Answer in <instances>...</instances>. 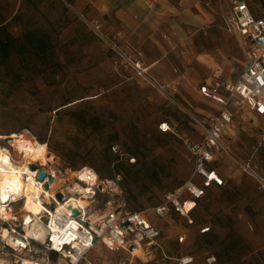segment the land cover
Returning a JSON list of instances; mask_svg holds the SVG:
<instances>
[{
    "label": "rangeland",
    "instance_id": "obj_1",
    "mask_svg": "<svg viewBox=\"0 0 264 264\" xmlns=\"http://www.w3.org/2000/svg\"><path fill=\"white\" fill-rule=\"evenodd\" d=\"M178 1L169 4L188 9L198 24L189 23L184 39H177L176 32L173 37L162 34L167 24H159L155 37L168 41L165 58H172V41L175 57L199 66L195 56L206 52L217 63L203 66L206 73L235 77L241 48L234 38L221 35L227 0ZM0 25L16 37L26 29L44 31L50 44L42 58L30 51L24 56L12 53L0 70V135L28 130L46 142L62 168L87 165L101 178L116 179L114 199L126 209L144 212L160 230L158 243L167 255L153 250V259L140 254L133 258L136 264L146 258L145 264H179L182 257H191L187 264H264V186L241 167L251 151L253 118H235L234 136L225 139L227 151H218L217 161L210 164L224 184L207 188L187 215L171 210L158 216L154 206L193 169L185 143L200 138L193 117L204 119L216 106L200 96L185 95L183 100L168 77H126L112 65L102 27L95 29L85 8L69 0H0ZM112 69L121 77H108ZM163 120L175 131L161 132L158 124ZM258 155L252 162L264 177ZM194 181L200 184V177ZM108 196L100 195L92 207L98 208ZM123 258L101 243L87 255L92 263L118 264Z\"/></svg>",
    "mask_w": 264,
    "mask_h": 264
},
{
    "label": "built area",
    "instance_id": "obj_2",
    "mask_svg": "<svg viewBox=\"0 0 264 264\" xmlns=\"http://www.w3.org/2000/svg\"><path fill=\"white\" fill-rule=\"evenodd\" d=\"M227 2L222 13L223 27L239 42L240 69L232 79H211L199 85L200 93L215 101L219 109L205 119L193 117L201 129L198 140H185L193 169L177 189L154 206V212L161 217L171 210L187 215L207 188L224 184L225 179L210 164L217 161L218 151H227L224 131L232 125L233 117L244 118L245 112L259 117L260 121L251 134L253 142L249 158L241 163V167L255 177L261 187L264 186V177L257 172V164L252 162L259 154L264 165V12L255 16L247 0ZM93 23L95 29L100 28L99 22ZM102 36L113 53L115 69L131 68L136 75L146 73L148 66L143 65L140 50L125 52L117 42ZM158 128L162 132L175 131L174 125L166 121L160 122ZM25 132L28 141L22 136L23 132L0 138V184L2 172L8 169L7 163L15 167L7 172L20 178V182L13 183L15 188H6L4 197L0 194V264H22L23 258L40 264H110L107 260L92 263L87 259L98 243L124 255L118 264H136L133 258H141L136 250L150 259L154 257L153 250H160L162 256L167 257L158 243L160 230L144 212L126 209L123 202L114 199L118 192L116 179L101 178L87 165L62 168L59 157L47 149L46 142H43L46 145L43 159L27 156L17 147L15 137L22 136L24 145L38 140L28 130ZM112 149L116 151V147ZM31 164L35 168H31ZM39 171L45 172L43 178L38 177ZM197 176L200 184L194 181ZM107 194L109 196L98 208L92 207L100 195ZM28 195L35 210L26 208ZM77 198L86 202L79 203ZM188 200L193 201V207L189 212L183 211ZM125 222L128 224L124 225ZM142 260L145 264L149 259ZM190 261L191 257H182L179 264Z\"/></svg>",
    "mask_w": 264,
    "mask_h": 264
},
{
    "label": "crops",
    "instance_id": "obj_3",
    "mask_svg": "<svg viewBox=\"0 0 264 264\" xmlns=\"http://www.w3.org/2000/svg\"><path fill=\"white\" fill-rule=\"evenodd\" d=\"M69 1L74 3L78 8L84 7L87 14L92 17L93 22L97 21L100 23L106 37L109 40L117 42L123 51L132 52L133 50H140L143 53V65L148 66L146 73L144 75H136L131 68L121 70L126 77H168L167 81L169 85H171L183 100H186L185 95L193 99H197L200 96L202 99L208 100L216 106L214 112L219 109V105L215 101L200 93L199 85L202 82H209L211 79H230L231 77L229 75L224 76L221 71H216L215 73L214 71H210L206 73V66L217 65V63H212V56L206 52L199 51L195 56V60L201 63L199 66L189 64L188 61L175 57L176 55L173 51L174 44L172 41L169 42L171 47L169 52L172 58L166 59L165 43L168 41H166L164 37L160 38V40H156L155 37L159 24L165 21L167 25L165 30L163 29V31H161L162 34H171L173 37V34L176 32L178 35H176L177 39H184L187 33H189V23L198 24L193 15L189 13L188 9L182 8L181 5L173 6L169 4V0ZM188 1L189 0H179L177 3L182 4ZM176 20L181 24L174 25ZM221 35L227 40L232 38L237 40L235 36L228 33L226 30H223ZM153 50L157 53V56L154 55ZM241 60L242 56L240 62ZM231 70L232 69L228 70V72H231ZM110 71L111 73L108 74V77H121L117 74L118 72L113 69ZM214 112L208 113L205 118ZM245 114L248 115V118H253V124L256 127L260 118L251 113L245 112ZM237 116L238 115H235L233 117L232 125L225 129L224 141L226 137L231 138L234 136L232 129L235 126V118ZM251 134L252 132L250 133L252 145L253 138Z\"/></svg>",
    "mask_w": 264,
    "mask_h": 264
},
{
    "label": "trees",
    "instance_id": "obj_4",
    "mask_svg": "<svg viewBox=\"0 0 264 264\" xmlns=\"http://www.w3.org/2000/svg\"><path fill=\"white\" fill-rule=\"evenodd\" d=\"M247 2L255 16L264 12L263 0ZM49 45V36L44 31L26 29L21 37H16L8 33L6 27L0 25V70L6 66L12 53L24 56L26 51H30L34 57L42 58L50 49Z\"/></svg>",
    "mask_w": 264,
    "mask_h": 264
},
{
    "label": "bare ground",
    "instance_id": "obj_5",
    "mask_svg": "<svg viewBox=\"0 0 264 264\" xmlns=\"http://www.w3.org/2000/svg\"><path fill=\"white\" fill-rule=\"evenodd\" d=\"M23 137H25V139L28 141V135H26V132L24 131L22 133ZM11 136H16L14 133L11 134ZM22 136H19V137H15L14 139V142L16 143L17 147L20 148V149H23L25 154L27 156H31L33 159H36V158H44V155H45V150H46V145H44L43 143L41 142H31V143H28L27 145H24V143H22V139L21 137ZM8 137V135H0V138H6ZM8 165V169H5V171L2 172V177H1V180L2 183L0 184V194L4 197V194H5V190L6 188L8 189V187L10 188H15L16 185L13 184V183H18L20 182V178L18 175H14V173H12L10 175V173H8L7 171H10V169L14 170L15 167L12 166V164L10 163H7ZM1 169V167H0ZM11 179V180H10ZM10 180V182H9ZM7 181V182H6ZM7 183H8V186H7ZM78 202L79 203H85L86 201L84 199H80V198H77ZM76 202V201H74ZM77 203V202H76ZM193 207V201L192 200H188L186 201L185 205L183 206V211H190L191 208ZM26 208L28 209H31V210H35V207L34 205L32 204V201H31V196L28 195V199H27V202H26ZM136 252L140 253L141 254V251L139 250H136ZM2 262V261H1ZM22 264H40V263H34L33 261L27 259V258H23L22 259Z\"/></svg>",
    "mask_w": 264,
    "mask_h": 264
},
{
    "label": "water",
    "instance_id": "obj_6",
    "mask_svg": "<svg viewBox=\"0 0 264 264\" xmlns=\"http://www.w3.org/2000/svg\"><path fill=\"white\" fill-rule=\"evenodd\" d=\"M30 167L31 168H35V165L34 164H31ZM37 175H38V177L43 178L45 176V172L44 171H39ZM45 186H47V184H45ZM57 196H58V198H61V194L60 193H58ZM73 212L76 213L77 210L76 209H73ZM126 224H128V222H125L124 223V225H126Z\"/></svg>",
    "mask_w": 264,
    "mask_h": 264
}]
</instances>
